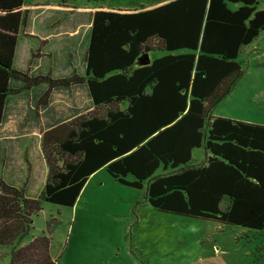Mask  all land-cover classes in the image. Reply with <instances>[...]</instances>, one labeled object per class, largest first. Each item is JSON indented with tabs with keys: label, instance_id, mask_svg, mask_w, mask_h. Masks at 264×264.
Wrapping results in <instances>:
<instances>
[{
	"label": "trees",
	"instance_id": "16d2710c",
	"mask_svg": "<svg viewBox=\"0 0 264 264\" xmlns=\"http://www.w3.org/2000/svg\"><path fill=\"white\" fill-rule=\"evenodd\" d=\"M22 3L0 0V120L12 80L46 84L45 97L85 83L95 109L43 133L47 176L37 197L0 179V249L9 248L8 264H56L47 232L23 242L32 216L42 201L71 207L100 167L128 187L145 183L143 198L157 211L264 231V125L211 115L244 73L241 49L264 31L256 0L96 10L84 74L63 78L12 67ZM152 51L162 54L136 65ZM196 148L200 162L192 158Z\"/></svg>",
	"mask_w": 264,
	"mask_h": 264
},
{
	"label": "rangeland",
	"instance_id": "374dc122",
	"mask_svg": "<svg viewBox=\"0 0 264 264\" xmlns=\"http://www.w3.org/2000/svg\"><path fill=\"white\" fill-rule=\"evenodd\" d=\"M160 1L169 0L97 4L138 10ZM74 4L96 3L74 0ZM256 6L264 8V0H256ZM161 54L149 52L151 58ZM236 60L244 73L211 114L264 125V31L241 49ZM192 156L202 161L203 150L194 149ZM143 195L142 188L109 178L71 207L42 201L23 242L47 232L56 264H264V231L247 232L233 225L215 228L212 221L160 212ZM0 255V264H8L9 248L2 247Z\"/></svg>",
	"mask_w": 264,
	"mask_h": 264
},
{
	"label": "crops",
	"instance_id": "0c3cea01",
	"mask_svg": "<svg viewBox=\"0 0 264 264\" xmlns=\"http://www.w3.org/2000/svg\"><path fill=\"white\" fill-rule=\"evenodd\" d=\"M164 2L167 1L143 9ZM20 10L24 20L18 30L12 67L30 76L49 75L52 78H63L72 73L84 74V55L89 42L92 15L96 10L121 13L136 11L97 3L74 4V0H23ZM148 57L150 61L152 58L149 53ZM10 87L11 92L5 99L0 120V179L22 187L29 197H37L47 176L41 149L43 133L91 112L95 105L85 83L52 88L46 97V84L25 87L21 81L12 80ZM124 106L120 105L121 108ZM109 176L105 173V167L98 168L88 176L76 199L109 178L115 180ZM142 190L145 191V183ZM213 223L215 228L226 227ZM244 229L247 232H259Z\"/></svg>",
	"mask_w": 264,
	"mask_h": 264
},
{
	"label": "water",
	"instance_id": "95a60500",
	"mask_svg": "<svg viewBox=\"0 0 264 264\" xmlns=\"http://www.w3.org/2000/svg\"><path fill=\"white\" fill-rule=\"evenodd\" d=\"M138 60L140 61L139 65H146V64H148L150 62L149 61V57H148V53H146V52L141 53L140 56L137 57L136 62Z\"/></svg>",
	"mask_w": 264,
	"mask_h": 264
}]
</instances>
